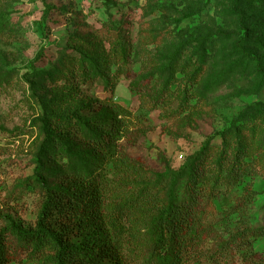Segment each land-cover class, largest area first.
<instances>
[{"label": "rangeland", "instance_id": "374dc122", "mask_svg": "<svg viewBox=\"0 0 264 264\" xmlns=\"http://www.w3.org/2000/svg\"><path fill=\"white\" fill-rule=\"evenodd\" d=\"M82 65L94 77L73 80ZM109 103L129 113L118 148L134 190L168 185L205 142L211 179L221 151L244 153L253 175L205 203L203 256L190 264H264V0H0L3 214L35 220L30 176L45 127L109 120ZM62 164L45 166L47 183Z\"/></svg>", "mask_w": 264, "mask_h": 264}, {"label": "trees", "instance_id": "16d2710c", "mask_svg": "<svg viewBox=\"0 0 264 264\" xmlns=\"http://www.w3.org/2000/svg\"><path fill=\"white\" fill-rule=\"evenodd\" d=\"M91 66H84L73 80L93 78ZM107 106L109 120L104 116L93 123L71 116L55 118L57 133L46 129L48 121H44V140L30 176L41 203L29 225L0 211V220L6 222L0 228V264L23 259L44 264L201 261L203 255H195L202 254L200 248L210 224L205 203L252 177L253 167L244 161L239 148L230 154L221 151L214 163L217 173L211 179L205 142L172 173L168 185L148 182L134 190L129 181L134 167L118 148V140L130 123L129 113L114 103ZM71 131L76 138L72 145L68 138ZM82 142L86 149L79 155ZM50 147L52 151H48ZM57 158L64 165L56 178L58 183L51 185L43 170Z\"/></svg>", "mask_w": 264, "mask_h": 264}]
</instances>
